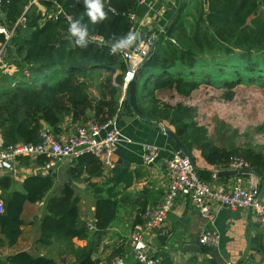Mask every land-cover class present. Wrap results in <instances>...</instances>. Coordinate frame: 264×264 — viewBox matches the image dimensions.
<instances>
[{
  "label": "trees",
  "instance_id": "1",
  "mask_svg": "<svg viewBox=\"0 0 264 264\" xmlns=\"http://www.w3.org/2000/svg\"><path fill=\"white\" fill-rule=\"evenodd\" d=\"M54 1L74 20H82L89 30L90 42L87 48L78 47L70 38L69 25L62 15L48 18L37 13L35 6L25 12L29 0L4 3L2 11L10 26L14 27L20 18L25 17V27L15 29L16 36L12 37L4 58L9 60L5 68H16L17 71L11 75L4 72L0 76V136L5 148L19 143H40L44 125L59 134V126L66 116H71L74 123L84 124L92 112L94 120L104 125L115 117L119 109L124 76L118 77L119 84L113 78L118 67L125 73L126 66L119 57L110 54V47L125 39L130 32L133 26L130 15L137 13L138 0H105L108 19L96 25H92L85 15L83 0L43 2L49 13L53 11ZM199 4L194 23H189L190 15L184 8L174 23L167 27L139 76L127 89L132 93V103L128 97L126 101L132 111L135 107L151 122H168L179 144L190 155L192 147L200 146L207 163L224 168L229 167L233 156H240L249 163L251 170L264 174V154L253 150L229 152L213 145L207 139L206 131L193 122L194 111L191 109L182 106L140 109L137 105L142 93L151 91V88L157 91L175 88L185 96L198 88L197 83L207 80L217 83L215 79H209L214 71L205 69L209 62L226 72L224 78L227 79H233L239 73L244 80L258 77L244 75L242 70L263 74L264 17L254 18L259 10V0H208L206 5L200 0ZM109 7L115 11H108ZM43 20L45 22L41 26ZM177 35H188L204 55L203 60L169 40L174 38L178 41ZM90 38H100L103 42H94ZM5 41V37L0 35V45ZM216 60L223 62L215 63ZM92 88L96 93L91 91ZM48 161L46 157H40L36 164L42 167ZM29 163L28 158L21 159L22 165ZM84 173L90 178L102 176L100 160L93 155H85L68 170L71 179H79ZM53 187V175H37L25 179L22 191L10 192V177L0 178L5 202L4 212L0 214V251L17 242L25 224L22 219L25 205L42 202ZM92 187L97 196V230L104 233L115 222L119 204L111 188L105 191L96 185ZM79 203L73 187L68 184L62 187L59 196L48 201L41 225L42 244H49L57 237L69 241L88 237L87 225L80 220ZM140 222L141 219L137 223ZM81 263L93 264L90 258L82 259ZM5 264L58 263L21 252L7 257Z\"/></svg>",
  "mask_w": 264,
  "mask_h": 264
},
{
  "label": "crops",
  "instance_id": "2",
  "mask_svg": "<svg viewBox=\"0 0 264 264\" xmlns=\"http://www.w3.org/2000/svg\"><path fill=\"white\" fill-rule=\"evenodd\" d=\"M55 2L57 1H54V8L50 13L43 2L33 6L37 13L43 16L57 17L58 10ZM199 2L200 0H147L146 4L140 6L136 13L138 24L135 35L137 40L142 39L151 27L152 29L162 27L167 29L184 8H186L185 13L190 15L187 20L189 23H194ZM203 3L206 5L208 0H203ZM30 7L32 6L29 5L25 12ZM2 10H0V27L9 30L18 26L25 27L24 16L13 27L7 23L6 15ZM259 16L264 17V0H259V10L254 18ZM44 22V20L41 22V26ZM9 42L5 41L3 45H0V48L5 46L1 63L4 69H7L3 60L7 47L11 44ZM8 71L11 69L8 68ZM120 76H124V73L118 67L116 80ZM121 89L119 109L115 115L116 125L122 137L132 140L134 144L126 141L120 143L114 170L103 169V174L99 177L90 178L87 173H84L79 179H71L68 170L76 164L77 160L57 163L54 169L45 171L43 166L36 164L37 160L29 159L31 162L29 165H22L20 161L21 168L17 173H0V178L10 177L12 181L10 192L22 191V184L28 177L53 175L50 174L52 171L57 173L56 177L53 176L54 187L45 199L37 204L25 205L22 215L25 224L21 228V234L13 246L5 247L0 251L1 264L6 263L7 257L21 252H27L33 257L49 258L58 264H82V259L85 258H90L93 264H112L116 257H121L124 264H137L131 253L129 240L131 232L134 225L141 219L142 213L159 203L166 194L165 164L177 146L168 135H163L161 125H165L174 132L173 128L167 122H152V125L145 122L134 110L130 109L126 101L127 94L125 101L122 100L123 85ZM88 119L89 121L94 120V113L90 112ZM80 125L83 124L74 123L71 116H66L59 126V134L67 139ZM44 130L51 131L47 125H44ZM0 139L2 140L1 136ZM140 144L156 145L162 149L155 164L149 166L144 164ZM190 156L196 161L197 164H195L205 181L216 186H227L231 183L234 175L223 174L231 171L229 167L210 165L197 150ZM261 175L262 177L258 178L247 174V178L258 182L264 200V174ZM65 184L73 187L80 200V220L86 223L87 228L88 224H92L94 229H88V237L83 240L69 241L57 237L53 238L49 244H42L40 242L41 225L46 215V205L51 198L60 195ZM92 185L105 191L111 188L119 204L115 222L104 233H99L97 230L95 213L97 196ZM0 197L2 198L1 190ZM209 229L214 230L219 237L218 244L214 248L199 244L200 233ZM153 240L151 254L158 258L159 264H225L226 262L259 264L264 259V228L257 223L250 211L217 208L216 218L211 225L185 197L177 199L168 215L165 228L155 233Z\"/></svg>",
  "mask_w": 264,
  "mask_h": 264
},
{
  "label": "built area",
  "instance_id": "3",
  "mask_svg": "<svg viewBox=\"0 0 264 264\" xmlns=\"http://www.w3.org/2000/svg\"><path fill=\"white\" fill-rule=\"evenodd\" d=\"M8 0H0V10ZM51 0H29V5H37ZM147 0H138V6L146 4ZM58 16L62 15L69 25L74 20L72 15L66 14L63 7L55 2ZM133 26L132 33L136 34L137 15H130ZM16 28V27H15ZM13 30L0 27V35H4L8 43L14 34ZM166 29L153 28L142 39L133 42L131 49H116L110 47V54L119 57L126 66L123 77V90L125 101L127 89L133 82L160 41L161 35ZM70 36V34H69ZM71 38V37H70ZM74 39V38H71ZM94 42L102 43L100 38H90ZM169 40L177 44L174 38ZM5 47V46H4ZM4 47L0 48V64ZM165 125H161L164 136ZM122 141L134 144L132 140L124 139L116 125V117L104 125H99L95 120L75 128L74 133L67 139L50 130H43L41 141L36 145L19 143L13 147L5 148L0 139V173H17L20 169V161L28 158L36 161L40 157H46L49 161L42 167L50 171L57 163L76 161L85 155H93L98 158L104 170L112 171L116 167V154ZM142 158L145 165H153L158 160L161 148L156 145L140 144ZM229 168L237 171L230 184L216 186L205 181L194 160L181 149H176L166 160L165 177L167 179V191L164 197L156 205L147 208L141 215V222L134 225L130 235L131 253L137 264H159L156 256L151 254L155 233L166 226L169 213L175 206L179 197H185L191 205L207 219L211 225L216 218L217 208L244 209L250 211L257 223L264 228V200L261 196L259 184L256 180L248 179L244 171L251 170L249 163L240 156H233ZM4 200L0 197V214L4 212ZM88 229L93 230L92 224ZM219 237L214 230H204L199 235V244L204 247L214 248L218 244ZM112 264H124L121 257H116ZM225 264H234L226 262ZM264 264V259L261 263Z\"/></svg>",
  "mask_w": 264,
  "mask_h": 264
},
{
  "label": "rangeland",
  "instance_id": "4",
  "mask_svg": "<svg viewBox=\"0 0 264 264\" xmlns=\"http://www.w3.org/2000/svg\"><path fill=\"white\" fill-rule=\"evenodd\" d=\"M177 36V45L181 49L203 60L204 55L199 52L188 35ZM8 61V59L4 61L5 67ZM219 62L223 61H215V63ZM209 63L210 65L205 69L208 72L214 71L209 79L213 78L217 83L209 80L197 83L198 88L185 96L178 93L175 88L163 91L151 88V91H145L139 97L138 107L140 109H163L167 106L189 108L194 111L193 122L198 128L206 131V137L213 145L229 152L253 150L264 154V71L260 75L255 74L253 70L248 73L242 70L244 75L258 77L244 80L239 73L233 79H227L224 78L226 72L218 69L213 62ZM261 65L264 68V59H261ZM16 71V68L8 71L0 66V76L4 72L11 75ZM234 72L237 73L236 70ZM115 77L116 73L113 79L118 83L119 79L116 80ZM91 91L96 93L93 88ZM143 94L146 96L144 97ZM196 150L202 156L200 146L192 147L191 153Z\"/></svg>",
  "mask_w": 264,
  "mask_h": 264
},
{
  "label": "clouds",
  "instance_id": "5",
  "mask_svg": "<svg viewBox=\"0 0 264 264\" xmlns=\"http://www.w3.org/2000/svg\"><path fill=\"white\" fill-rule=\"evenodd\" d=\"M83 4L85 7V15L88 17V20L92 25L105 22L108 19V12L105 11V0H83ZM108 11L114 12L115 10L109 7ZM68 33L71 38H74V43L78 47H88V43L90 42L89 30L87 26L83 24L82 20H71L68 27ZM136 39V35L130 31L125 39L113 44L112 48L113 50L131 49L133 42L136 41Z\"/></svg>",
  "mask_w": 264,
  "mask_h": 264
},
{
  "label": "water",
  "instance_id": "6",
  "mask_svg": "<svg viewBox=\"0 0 264 264\" xmlns=\"http://www.w3.org/2000/svg\"><path fill=\"white\" fill-rule=\"evenodd\" d=\"M127 96H128L129 101L132 103V93H131L130 89L127 91ZM134 109H135L137 115H138L141 119H143V120H144L145 122H147L148 124L152 125V122H151L149 119H147V118L141 116V115L138 113V111H137V109H136L135 107H134ZM165 132H166L167 135H168V136H169V137H170V138L176 143V145H178L179 148H180L181 150H183V151L186 153L187 156H189L190 158H192V157L190 156V154L187 152V150H186L185 148H183V147L179 144L178 139L176 138L174 132H173L171 129H169L168 127H165ZM243 173H245V174H252V175L257 176L258 178H261V177H262L261 174H258L256 171H253V170L244 171ZM50 174H53L54 177L57 176L56 171H52V172H50ZM223 174H227V175H236V174H238V172H237V171H230L229 173H223ZM189 245H191V244L189 243ZM192 247H193V246H192Z\"/></svg>",
  "mask_w": 264,
  "mask_h": 264
}]
</instances>
